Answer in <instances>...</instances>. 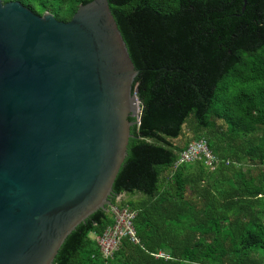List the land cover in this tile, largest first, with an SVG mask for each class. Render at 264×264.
Masks as SVG:
<instances>
[{
	"label": "trees",
	"instance_id": "1",
	"mask_svg": "<svg viewBox=\"0 0 264 264\" xmlns=\"http://www.w3.org/2000/svg\"><path fill=\"white\" fill-rule=\"evenodd\" d=\"M18 1L67 20L87 0ZM107 4L137 68L138 100L110 203L134 210L137 241L122 236L102 255L90 235L112 219L97 208L51 264H264V0ZM198 138L214 166L174 164Z\"/></svg>",
	"mask_w": 264,
	"mask_h": 264
},
{
	"label": "water",
	"instance_id": "2",
	"mask_svg": "<svg viewBox=\"0 0 264 264\" xmlns=\"http://www.w3.org/2000/svg\"><path fill=\"white\" fill-rule=\"evenodd\" d=\"M136 72L107 0L67 20L0 0V264H51L110 204L135 136Z\"/></svg>",
	"mask_w": 264,
	"mask_h": 264
},
{
	"label": "built area",
	"instance_id": "3",
	"mask_svg": "<svg viewBox=\"0 0 264 264\" xmlns=\"http://www.w3.org/2000/svg\"><path fill=\"white\" fill-rule=\"evenodd\" d=\"M194 158H202L209 168L214 166L216 158L207 148L204 138L189 141L177 152L173 163L179 164ZM107 210L111 216V222L101 232L91 233L90 235L98 250L104 256L111 254L122 236H126L130 241H137L132 226L134 210L128 208L126 205H117L115 203H110L107 206ZM157 255L163 254L158 252Z\"/></svg>",
	"mask_w": 264,
	"mask_h": 264
},
{
	"label": "rangeland",
	"instance_id": "4",
	"mask_svg": "<svg viewBox=\"0 0 264 264\" xmlns=\"http://www.w3.org/2000/svg\"><path fill=\"white\" fill-rule=\"evenodd\" d=\"M123 196V193H120L116 196V198H119V197H122Z\"/></svg>",
	"mask_w": 264,
	"mask_h": 264
}]
</instances>
